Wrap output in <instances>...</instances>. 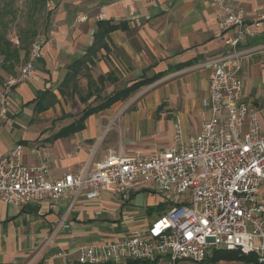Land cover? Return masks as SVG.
Returning <instances> with one entry per match:
<instances>
[{"label":"crops","instance_id":"1","mask_svg":"<svg viewBox=\"0 0 264 264\" xmlns=\"http://www.w3.org/2000/svg\"><path fill=\"white\" fill-rule=\"evenodd\" d=\"M232 2L249 21L260 20L255 36L240 46L251 50L242 75L245 98L257 109L252 74L260 83L264 63H252V56L264 54V0ZM47 6L36 79L13 87L9 112L0 117V158L17 143H43L51 151V175L61 177L99 168L118 148L167 151L177 122L185 136L199 132L210 74L206 62L224 50L211 0H47ZM100 11L116 28L96 40ZM82 15L87 19L78 21ZM146 77L155 79L105 106L110 94ZM115 127L118 135L111 134ZM24 162L36 159L26 153ZM88 190L22 206L0 198V264H79L81 246L145 234L184 201L153 184L125 193L111 187L94 197L86 196ZM259 195L264 202V183Z\"/></svg>","mask_w":264,"mask_h":264},{"label":"built area","instance_id":"2","mask_svg":"<svg viewBox=\"0 0 264 264\" xmlns=\"http://www.w3.org/2000/svg\"><path fill=\"white\" fill-rule=\"evenodd\" d=\"M211 6L224 50L206 62L210 67L208 93L202 101L197 134L185 136L177 122L167 151L126 153L118 148L99 168L61 177L51 175V151L43 143H17L0 158V198L16 206L58 200L85 187H89L86 196L94 197L111 187L125 193L153 184L184 197L152 222L145 234L81 246L79 264L156 262L162 258L171 264L180 259L200 263L216 249L252 253L264 262V202L259 195L264 183V126L259 111L245 98L242 64L251 50L240 48L255 36L260 20L249 21L246 10L232 0H211ZM95 18L106 20L102 11ZM86 19L82 15L78 21ZM41 54L37 37L19 75L0 86V117L9 112L13 87L36 79ZM26 153L36 162L25 163Z\"/></svg>","mask_w":264,"mask_h":264},{"label":"trees","instance_id":"3","mask_svg":"<svg viewBox=\"0 0 264 264\" xmlns=\"http://www.w3.org/2000/svg\"><path fill=\"white\" fill-rule=\"evenodd\" d=\"M30 15L31 20L35 18L36 13L41 11L47 6V0H30ZM8 8H4V6L0 7V16L2 20H5V15ZM50 11H47L45 16V21L49 17ZM5 22V21H4ZM6 27V24H4ZM116 28L115 25L108 24L107 21H99V28L96 32V40L101 38H105L109 34L110 31ZM38 37V29L34 25H29L26 27H21L18 32V39L19 43L15 44L14 41L11 40L6 34V31L3 30V27H0V56L2 57L1 65L4 69L9 71L10 73H15V69L21 65L22 63H26L29 59L31 47L35 39ZM99 45V44H98ZM97 43L92 48V51L95 50V47L98 46ZM24 63V65H25ZM74 75L72 74L67 81L68 84H72L74 81ZM155 78L153 77H146L143 80L137 81L130 86H127L123 90L110 94L105 99V106L118 101V100H125L132 97L136 94L140 88L146 85H150ZM76 86V84H74ZM53 101L49 102L52 103ZM95 108H90L85 110L84 116H87L91 112H93ZM257 255L255 254H245L238 250H228V249H216L214 250L210 256H208L204 261H211L213 263L220 262L222 260H240L244 264H264L259 262L257 259ZM130 264H157L156 262L150 261H129ZM78 264V263H73Z\"/></svg>","mask_w":264,"mask_h":264},{"label":"rangeland","instance_id":"4","mask_svg":"<svg viewBox=\"0 0 264 264\" xmlns=\"http://www.w3.org/2000/svg\"><path fill=\"white\" fill-rule=\"evenodd\" d=\"M30 0H0V7L4 6V8H8L6 15H5V20H2V17L0 16V27H3V30L6 31V34L9 38H11L12 41H14L15 44L19 43L18 39V32L21 27H26L29 25H34L38 29V37L40 42L42 43V29L45 24V16L47 11L49 10V7L46 6L44 9L36 13L35 18L31 20L30 15ZM5 21V22H4ZM6 24V27L5 25ZM263 47L257 48L260 49ZM256 50V49H255ZM261 56H264V54H259V55H253L252 56V63L256 62H262L264 63V57L262 58ZM1 60L2 57L0 56V86L4 85L8 80L11 78L17 77L21 71V69L24 66V63L19 65L15 70V73H10L6 69H4L1 65ZM264 72V70H262ZM254 75V76H253ZM263 77V78H262ZM262 77H257L258 81H261L260 83L256 82V74H252V96L256 97L257 99V109L259 111V118L260 121L263 123L264 126V73ZM255 80V81H254ZM147 86L146 88H148ZM146 95V93H145ZM143 96V95H142ZM261 109V110H260ZM119 133L118 127H115V129L111 132V134H117ZM122 141V137H119L118 142ZM121 143V142H120ZM180 198V196H176V199ZM258 259V258H257ZM225 263L217 262L213 263L211 261H202V262H195L192 260L188 259H180L177 261L176 264H244L240 260H222ZM261 262V261H259ZM122 263H125L122 261ZM263 263V262H261ZM160 264H171L167 258H164L161 260Z\"/></svg>","mask_w":264,"mask_h":264}]
</instances>
